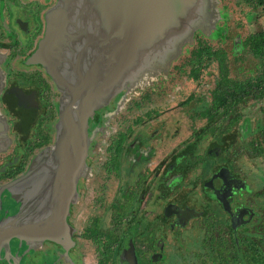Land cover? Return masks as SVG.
Masks as SVG:
<instances>
[{
	"label": "flooded vegetation",
	"instance_id": "flooded-vegetation-1",
	"mask_svg": "<svg viewBox=\"0 0 264 264\" xmlns=\"http://www.w3.org/2000/svg\"><path fill=\"white\" fill-rule=\"evenodd\" d=\"M53 2L0 0V116L9 138L0 151V228L44 217L57 196L59 184L44 180L42 162L55 138L62 91L40 63L29 61ZM195 33L194 44L181 47L187 58L180 51L165 72L127 85L87 115L84 169L66 216L69 240L10 237L0 243V264H221L224 252L233 251L249 220L253 185L239 172L240 120L216 138L210 133L216 119L201 111L216 60L205 59L192 76L191 52L198 42L220 45ZM211 65L208 99L191 91L175 109L144 106L161 95L171 74L199 80ZM185 128L188 134L175 142Z\"/></svg>",
	"mask_w": 264,
	"mask_h": 264
},
{
	"label": "water",
	"instance_id": "water-1",
	"mask_svg": "<svg viewBox=\"0 0 264 264\" xmlns=\"http://www.w3.org/2000/svg\"><path fill=\"white\" fill-rule=\"evenodd\" d=\"M215 3L54 0L45 12L44 32L29 61L40 63L62 91L55 138L42 162L44 180L50 177L59 184L57 196L44 217L2 226L0 243L10 237L30 242L69 240L66 216L76 177L84 169L87 115L127 85L140 86L165 72L195 31L206 34L215 28L220 17ZM82 63L84 79L76 89L74 79L80 71L76 65L82 67ZM8 142L0 116V151Z\"/></svg>",
	"mask_w": 264,
	"mask_h": 264
},
{
	"label": "trees",
	"instance_id": "trees-1",
	"mask_svg": "<svg viewBox=\"0 0 264 264\" xmlns=\"http://www.w3.org/2000/svg\"><path fill=\"white\" fill-rule=\"evenodd\" d=\"M241 1L261 6L264 14V0ZM214 30L217 37L227 42L213 49L198 42L191 52L190 75L198 74L199 65L205 59L216 60L217 74L210 89V98L202 105L207 106L206 109L201 111L205 110L210 119H216L210 126V133L219 138L242 118L244 106L264 99V26L242 36L230 34L225 25ZM248 55L258 60V67H249ZM243 69L251 71L252 75L239 76L238 72ZM249 131V138L244 139V134ZM238 132L240 153L252 159L264 154V123L249 130L244 121L240 123ZM228 147L225 146L224 150ZM258 185L251 190L247 225L239 232L237 243L231 244L233 251L224 252L221 264H264V183Z\"/></svg>",
	"mask_w": 264,
	"mask_h": 264
},
{
	"label": "rangeland",
	"instance_id": "rangeland-1",
	"mask_svg": "<svg viewBox=\"0 0 264 264\" xmlns=\"http://www.w3.org/2000/svg\"><path fill=\"white\" fill-rule=\"evenodd\" d=\"M215 5L218 8L220 17L215 21L214 26H216L218 22L220 23L223 21V24H225L226 29L228 32H230V34L236 33L242 36L264 26V14L261 6H253L251 3H245L241 0H216ZM220 24H222V22ZM213 28L210 27L208 33L204 34V36H206L205 38H209L211 41L210 44L213 47H216V45L225 44L227 40H222L221 38L218 39L219 37H215L217 33L215 30L212 32V37L208 36L209 32ZM195 32L196 35L202 33L198 30ZM193 38L194 36H192L191 43L193 42L194 44ZM188 54L189 51L187 49H183L179 56L181 55V58L183 57L182 59L184 60V58H187ZM247 62L250 64L249 67L259 66L258 60L251 58L250 55H248ZM183 66L185 67L184 64ZM209 68L211 70L210 72H207L208 69L206 68L201 70L199 80H192L183 74H179L178 72L173 73V75L171 74V77L169 78L170 82H168V84L165 86L164 90L161 92V95L157 98L155 96L154 99L150 101V103H146L144 106H175V109L177 106V100L191 91H195L197 94H204L203 96H207L206 99H208L207 90L210 86H212L210 79L214 77L215 74V67L211 65ZM238 74L242 77L252 75L251 71L246 69L245 71L244 69L241 72L239 71ZM241 116L242 118L239 119L240 123L242 124L245 121L249 130L255 127L257 124L259 125L264 123V99L252 101L248 105L244 106L243 109H241ZM249 133L250 131L244 134V139L249 138ZM187 134L188 132L186 128L181 130V133L177 138L174 139V141L176 142L178 139L184 138ZM238 162L241 165H239L240 174L246 175L253 187H255V185L259 186L258 184L264 183V154L256 156L250 161L243 155L239 158ZM194 196L197 197L195 194Z\"/></svg>",
	"mask_w": 264,
	"mask_h": 264
},
{
	"label": "bare ground",
	"instance_id": "bare-ground-1",
	"mask_svg": "<svg viewBox=\"0 0 264 264\" xmlns=\"http://www.w3.org/2000/svg\"><path fill=\"white\" fill-rule=\"evenodd\" d=\"M209 10H210V8H209ZM210 13L212 14V9L210 10Z\"/></svg>",
	"mask_w": 264,
	"mask_h": 264
}]
</instances>
